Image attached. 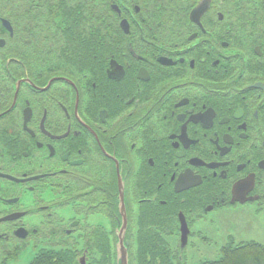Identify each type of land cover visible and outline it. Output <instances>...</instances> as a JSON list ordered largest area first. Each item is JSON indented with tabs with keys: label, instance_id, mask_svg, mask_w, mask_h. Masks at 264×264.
<instances>
[{
	"label": "flooded vegetation",
	"instance_id": "1",
	"mask_svg": "<svg viewBox=\"0 0 264 264\" xmlns=\"http://www.w3.org/2000/svg\"><path fill=\"white\" fill-rule=\"evenodd\" d=\"M0 8V264H201L264 213V0Z\"/></svg>",
	"mask_w": 264,
	"mask_h": 264
},
{
	"label": "rangeland",
	"instance_id": "2",
	"mask_svg": "<svg viewBox=\"0 0 264 264\" xmlns=\"http://www.w3.org/2000/svg\"><path fill=\"white\" fill-rule=\"evenodd\" d=\"M253 208L238 207L234 210H225L216 214L215 219L226 224L234 230L235 243L256 241L264 245V213L255 212ZM231 230V231H232ZM226 239L223 237L219 243L212 244L210 249L204 256L200 254L197 263H200L202 258L216 260L222 256L221 246L225 244ZM206 255V256H205Z\"/></svg>",
	"mask_w": 264,
	"mask_h": 264
},
{
	"label": "trees",
	"instance_id": "3",
	"mask_svg": "<svg viewBox=\"0 0 264 264\" xmlns=\"http://www.w3.org/2000/svg\"><path fill=\"white\" fill-rule=\"evenodd\" d=\"M4 0H0V4ZM1 10V8H0ZM69 254L55 252L51 258L40 255L31 264H75ZM201 264H264V245L256 241L234 243L228 245L222 256L216 260H209Z\"/></svg>",
	"mask_w": 264,
	"mask_h": 264
},
{
	"label": "water",
	"instance_id": "4",
	"mask_svg": "<svg viewBox=\"0 0 264 264\" xmlns=\"http://www.w3.org/2000/svg\"><path fill=\"white\" fill-rule=\"evenodd\" d=\"M120 258L123 260V264H127V253L124 250V252L122 250H120Z\"/></svg>",
	"mask_w": 264,
	"mask_h": 264
}]
</instances>
